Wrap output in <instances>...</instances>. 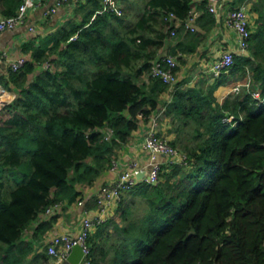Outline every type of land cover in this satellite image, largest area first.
Returning <instances> with one entry per match:
<instances>
[{
    "label": "trees",
    "instance_id": "1",
    "mask_svg": "<svg viewBox=\"0 0 264 264\" xmlns=\"http://www.w3.org/2000/svg\"><path fill=\"white\" fill-rule=\"evenodd\" d=\"M20 1L0 0V16L13 15ZM121 1L117 15L97 13L102 0H86L80 22L67 21L43 45L24 44L30 59L0 76L15 93L0 113V264H46L44 250L29 254L24 230L48 205L92 185L139 120L164 105L168 86L147 73L170 37L165 14L183 18L193 0H142L133 20L134 0ZM252 10L249 55L234 53L211 83L177 82L165 104L179 120L170 143L187 165H163L157 184L127 191L116 217L89 235L90 264H264V104L248 88L221 102L214 95L248 76L250 88L264 92V0ZM199 18L215 22L206 11ZM201 37L177 31L168 52H193ZM137 196L146 209L129 217ZM49 226L41 222L35 235Z\"/></svg>",
    "mask_w": 264,
    "mask_h": 264
},
{
    "label": "crops",
    "instance_id": "2",
    "mask_svg": "<svg viewBox=\"0 0 264 264\" xmlns=\"http://www.w3.org/2000/svg\"><path fill=\"white\" fill-rule=\"evenodd\" d=\"M116 1L123 8L124 3L121 0ZM57 2L60 4L56 6L55 12L47 14L46 12ZM85 2L86 1L75 0H43V3L40 7L30 9L28 11L26 21L23 24L17 26L14 29L1 32L0 54H3L4 56L0 60V76L8 75L9 58H13L21 53L27 54L29 57L31 56L30 51L23 50L24 44L31 42L33 46L43 45L47 39L50 38V36H52L67 21L80 22L82 20V15L87 8ZM255 2L256 0H228L226 3L220 6L216 12L211 13L206 11L204 0L192 1V4L201 11V14H203L205 11L210 13L215 18V22L213 25H210L204 19L198 18L196 32L200 33L202 37L200 38L196 49L190 53H183L177 50L175 54H171L177 59V66L175 69L178 77L177 82L187 80L186 85H194L201 78H203V80L207 79L208 83H211L215 80V77L210 73L209 70L212 61L219 57L220 54L225 50H230L234 53H236L237 50L238 34L236 30L227 25L225 22L227 12L236 6H246L250 14V29L252 32L254 21L257 16V13L252 10V6L255 4ZM142 7L143 4L140 6V8ZM131 15V19L133 20L135 16L133 14ZM93 17L94 15L92 18ZM30 26H33L35 30L31 31L29 29ZM177 31L186 32L181 28H178L176 32ZM174 36L170 35L169 38ZM176 42L177 39L174 38L165 41L159 50V54H170L168 51L170 48L175 46ZM246 55H249V50ZM143 77L146 81H148L145 74ZM248 78L250 77L248 76ZM233 84L234 82L231 81L219 85L214 90V95L218 102H221L225 97L234 94L230 93V88ZM0 87H2V85H0ZM7 91L13 92L11 90ZM4 97V95L1 96L3 99ZM171 97L172 94H170L167 87V89L161 93V98L164 102V105L158 111L153 112L149 117H147L146 120L140 119L137 128L133 130L129 140L116 150L115 159L118 161V168L115 171L108 168V170L103 172L92 185L78 186L77 190L79 191V194H77L74 199L68 200L65 198L61 206L58 207L53 214L45 218L38 216L37 219L34 220L31 225L24 230L22 237L26 241L30 242L32 246L29 254L42 250L48 253L47 245L53 235L59 233H68L74 235L77 233L82 219L84 217H92L94 215L95 191L102 184H108L112 182L116 178L117 173L130 161L137 160L142 164L148 162L149 154L143 147V141L150 126L152 116H156L157 119V133L160 136L166 138L169 142L171 141V138H169L167 134L168 132L170 134L172 133V138L174 137L175 133L171 130H174V126L176 124L173 121L174 119L171 115L168 116L164 113V107L166 106L165 104L169 103ZM6 104L7 103H4L2 106H5ZM127 196L128 194L125 192L122 195L121 200L112 206L106 220L116 217L117 210L122 206L120 205L121 202L126 200ZM79 200L82 201L81 204L78 203ZM49 220L50 226L41 233H37L35 235L34 229L38 226V224ZM96 227L91 229V233L95 231ZM48 255L49 259L46 264H53L55 261L54 256L49 253ZM58 264L69 263H67L66 260H63Z\"/></svg>",
    "mask_w": 264,
    "mask_h": 264
},
{
    "label": "built area",
    "instance_id": "3",
    "mask_svg": "<svg viewBox=\"0 0 264 264\" xmlns=\"http://www.w3.org/2000/svg\"><path fill=\"white\" fill-rule=\"evenodd\" d=\"M86 1V0H75ZM228 0H205V9L208 12H216L220 6L226 3ZM43 0H21L16 11L10 16H0V33L5 30L14 29L17 26L23 24L26 21L27 13L30 9L40 7ZM103 6L97 10V13L105 11H111L117 15L123 13L122 6L116 0H102ZM60 3L57 2L46 13H53L56 10V6ZM201 14V11L197 9L195 5H191L187 14L183 18L177 17L173 12H167L164 16L165 21L168 22L170 27V35L174 36L178 28L183 29L186 32H194L197 30V20ZM227 25L236 30L238 34L237 38V54H247L249 46V37L251 34L250 29V14L246 6L240 5L230 9L225 18ZM31 31L35 28L30 26ZM233 51L225 50L219 57L212 61L210 65V73L217 77L223 72H228L230 66L233 63ZM4 55L0 54V60ZM30 57L27 54L21 53L8 60V68L11 71L19 70L23 64L28 61ZM41 67H49L48 62H44ZM177 59L174 55L164 54L160 55V58L154 59L150 65L147 75L153 78L160 79L164 84L168 86L170 94L175 89V84L178 81L176 74ZM250 78H246L243 81L235 82L230 88V93H238L242 88H248L255 104H264V92H260L258 89L250 88ZM5 96L4 99L1 96ZM14 93L7 91L0 87V110L4 103H9L14 98ZM3 102V103H2ZM2 103V104H1ZM233 115L228 116V120L232 119ZM109 134H105L107 139ZM143 147L149 154V160L147 163L142 164L137 160H132L121 169L116 178L108 183L102 184L94 194L95 209L92 217H84L81 221L80 227L74 235L68 233H59L53 235L48 242L47 251L54 256L55 261L53 264L66 260L71 248L75 245H79L84 255L81 264H90V244L88 243V237L91 233V229L98 224L104 222L109 215V211L114 204H117L122 195L130 190L138 182H146L148 184H157L160 179V172L163 165L179 164L187 165V159L185 154L172 145L166 138L160 136L157 133V119L156 116L151 117L150 126L145 134ZM163 158V159H160ZM118 168V161L113 158L109 166L110 170L115 171ZM145 171L142 178H137V173ZM64 200H59L48 205L45 210L40 214L41 218L50 216L55 210L61 206ZM82 203L81 200L78 201ZM264 243V241H263Z\"/></svg>",
    "mask_w": 264,
    "mask_h": 264
},
{
    "label": "rangeland",
    "instance_id": "4",
    "mask_svg": "<svg viewBox=\"0 0 264 264\" xmlns=\"http://www.w3.org/2000/svg\"><path fill=\"white\" fill-rule=\"evenodd\" d=\"M142 0H134V3L132 4V3H129V5L132 7V9H130V11L131 12H133L132 14L135 16V12H136V10H138V8H139V6H141L142 5ZM127 4V3H126ZM125 4H123V6H124ZM129 11V12H130ZM168 39H173V37L172 38H168ZM2 108H3V106H2ZM2 108H1V110L0 111H2ZM1 113V112H0ZM2 113L4 114V111H2ZM1 113V114H2ZM177 121V122H176ZM176 124H178L179 123V120L178 119H176ZM172 132H173V130H171ZM187 134H188V136H190V135H192V133H190V130H188L187 129ZM168 136H169V138H171L172 139V133L170 134L169 132H168V134H167ZM176 148H178L180 151H182L181 150V147L179 146V145H176L175 146ZM183 152V151H182ZM127 198H130V195H128L127 197H126V200H128ZM133 204L132 205H130V207H129V217L131 216V217H133V218H137V217H139V216H141L143 213H144V211H145V209H146V202L144 201V199L143 198H140V197H134V199H133Z\"/></svg>",
    "mask_w": 264,
    "mask_h": 264
},
{
    "label": "water",
    "instance_id": "5",
    "mask_svg": "<svg viewBox=\"0 0 264 264\" xmlns=\"http://www.w3.org/2000/svg\"><path fill=\"white\" fill-rule=\"evenodd\" d=\"M145 174V171H141L137 173V178H142ZM84 255L81 251V248L79 245H75L71 248V251L69 252L66 262L69 264H81L83 261Z\"/></svg>",
    "mask_w": 264,
    "mask_h": 264
}]
</instances>
